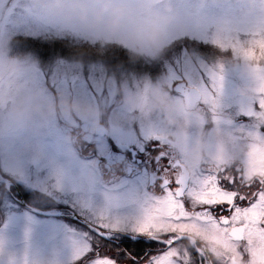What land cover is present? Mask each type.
I'll use <instances>...</instances> for the list:
<instances>
[{
	"label": "rangeland",
	"instance_id": "obj_1",
	"mask_svg": "<svg viewBox=\"0 0 264 264\" xmlns=\"http://www.w3.org/2000/svg\"><path fill=\"white\" fill-rule=\"evenodd\" d=\"M124 2L145 10L149 0H136L135 4L130 0ZM151 2L153 8L175 18V34L165 43L162 38L155 45L145 42L143 28L134 40L127 37V30L125 34L111 38L98 30H86L76 21L47 11L43 0H0V43L6 44V51H0V171L5 178L21 184L25 194L40 192L46 194L43 197L49 195L55 199H49L50 205L68 204L80 212L87 210L90 188L80 187V179L88 176L81 173L82 163L75 157L77 148L70 139L73 127L81 122L111 119V127L124 148L134 144L139 136H145L153 145L149 149L152 152L159 141H167V135L174 138L173 130L164 125L161 117L139 115L137 109L123 103L124 96L140 95L153 83L166 85L169 91L173 78L182 76L202 83L201 72L207 76L209 69L222 76V86L214 97V109L206 106L202 110L196 106L190 111L195 118L189 116L186 145L182 151L176 149L185 162L188 139L194 128L195 136L204 129L202 122L209 120V112L220 121L226 119L223 114L233 113L230 108L238 109L239 113L255 101L238 91L244 83L241 66L250 63L264 77V62H248L222 51L210 39L201 37L197 27L204 18H239L259 0ZM185 37L188 40L173 43ZM54 39L58 42L70 40V43H63L68 47H60ZM105 43L120 45L133 53L130 54L133 62L126 60L130 58L108 56L109 50L103 47ZM162 49L165 53L167 50L172 52L159 59ZM17 56L25 58L23 66L6 71L3 67L5 58ZM25 87L43 89L51 101L64 97L87 103L95 109V115L90 119L78 113L57 115L39 130L35 126L12 128L4 113ZM169 93L183 106L178 98H174L175 94ZM183 108L185 115H189ZM157 135L165 136L164 140L156 139ZM195 168L191 167L192 170ZM136 181L131 180L133 187L125 191L123 197L117 191L103 197L94 196L91 212L110 223L122 219L130 223L139 218L143 214L144 200L136 190L139 188ZM2 188L11 190L7 185ZM123 198L126 209L119 206ZM33 201L36 205L44 204L38 203L39 195H34ZM128 203L135 206H127ZM93 239L68 220L40 216L21 208L10 193L0 190V264H72L78 261Z\"/></svg>",
	"mask_w": 264,
	"mask_h": 264
},
{
	"label": "snow or ice",
	"instance_id": "obj_2",
	"mask_svg": "<svg viewBox=\"0 0 264 264\" xmlns=\"http://www.w3.org/2000/svg\"><path fill=\"white\" fill-rule=\"evenodd\" d=\"M140 22L161 26L164 43L176 31L175 18L153 8L151 0ZM197 31L222 51L264 62V0L239 18L201 19ZM200 80L181 76L171 84L202 110L214 109L222 76L209 69ZM243 116L248 123L232 128L234 138L247 147L242 162L188 172L175 161V167L164 170L159 193L143 214L126 225L98 224L78 264H264V97ZM155 138L164 140L163 135ZM115 233L128 235L117 241Z\"/></svg>",
	"mask_w": 264,
	"mask_h": 264
},
{
	"label": "clouds",
	"instance_id": "obj_3",
	"mask_svg": "<svg viewBox=\"0 0 264 264\" xmlns=\"http://www.w3.org/2000/svg\"><path fill=\"white\" fill-rule=\"evenodd\" d=\"M47 11L60 15L69 21H76L86 30H98L108 37L125 34L129 39H136L137 32L143 28L142 39L149 44H157L162 38L159 25H144L140 22L143 9L130 7L124 0H43ZM0 51H6V44L0 43ZM24 57H7L3 67L15 70L23 66ZM241 74L244 83L238 88L242 96L251 100L264 97V77L250 63H242ZM123 103L138 110L139 115H156L162 118L166 127L174 133V144L179 149L185 141L190 119L195 114L185 110L170 96L166 85L153 83L146 92L140 95L129 94L123 97ZM80 114L85 119L95 115V109L79 100H68L60 97L49 100L43 89L27 88L19 94L12 105L4 113L5 119L12 128H28L35 126L37 130L44 127L50 119L57 115L70 116ZM229 130L222 124L210 125L198 131L191 139L185 152V160L189 167H197L205 161L211 162L223 154L231 161L235 153L229 145Z\"/></svg>",
	"mask_w": 264,
	"mask_h": 264
},
{
	"label": "flooded vegetation",
	"instance_id": "obj_4",
	"mask_svg": "<svg viewBox=\"0 0 264 264\" xmlns=\"http://www.w3.org/2000/svg\"><path fill=\"white\" fill-rule=\"evenodd\" d=\"M177 96H179L178 99L181 98L180 95ZM187 110L193 111L195 109L187 108ZM229 110L233 111V113L229 115L223 114L226 119H221L220 121L214 120L211 116L212 113L209 112V120L202 123L204 129L215 124H222L228 128L229 145L231 151L235 153V158L229 161L226 159L225 155L221 154L211 162L205 161L194 170H192L191 167H189L187 163L179 157V153L177 152V148L174 144V138L168 135L166 137L163 136L167 139L165 143L162 141L158 142V146L161 147L157 146L156 150L150 152L149 149H151L153 145L151 146L149 144L150 140L145 136L144 138L139 136L136 140H134V144H130L124 148L121 142L117 139L115 131L111 127V119H101L95 122H81L79 126H76L75 128L73 127L70 139L71 144L77 148V155L73 154L79 162L82 163V165H80L81 173L84 174V177L88 176V178L80 179V187L87 188V190L90 188L91 197H88L86 200L89 205L87 210H84V212L77 211L72 205L63 207L66 208L68 212L76 213L80 220L90 224L96 229L98 224L104 222V220L97 213H92L90 210L91 205L95 203L94 196L96 195L103 197L106 193L117 191L120 196L123 197L125 191H127L130 187H133L131 180H137L138 182H136L139 184V188H136V190L139 191V197L141 200H144L145 206L149 200L158 195L160 181L165 175L164 170L169 167H175L174 162L177 160L180 161L183 168L188 172L199 170L205 166L215 165L217 162H223L227 165L239 164L245 158L247 147L244 142L237 141L234 138L232 128L240 127L242 123H248V121L243 116L244 111L241 110L237 113L238 109L236 108H230ZM85 124L87 126H84ZM100 125H104L106 127V132L108 131V133L104 135L100 134L98 131V127ZM112 125L115 127V124ZM195 131L196 128H194L193 134H191L188 139L189 143L191 139L195 137ZM152 142L154 143V141ZM185 145L186 142L184 141V144L179 149L182 151V148ZM150 155L153 156L150 157ZM14 186V190L16 192L17 190L20 191L19 193L17 192V194L23 196L24 198L28 197L31 201L34 200V194H25V190L21 184L15 183ZM48 199L49 198L46 196L45 198L43 197L41 201L47 203ZM124 202L125 200L123 198L122 203H119V206L121 205L122 209H126ZM127 206L134 207L135 205L128 203ZM142 209H144V207ZM87 215H89V217ZM119 223L121 225H126L128 222L122 219ZM78 225L89 233L94 234L89 227L79 223V221ZM114 235L118 241L124 235L128 234L115 233ZM129 250L133 252L134 250L136 251L134 248ZM145 250L147 251V249Z\"/></svg>",
	"mask_w": 264,
	"mask_h": 264
},
{
	"label": "trees",
	"instance_id": "obj_5",
	"mask_svg": "<svg viewBox=\"0 0 264 264\" xmlns=\"http://www.w3.org/2000/svg\"><path fill=\"white\" fill-rule=\"evenodd\" d=\"M56 41L58 42V40H54L53 42H56ZM58 43H59L60 47H64V46L68 47L67 44L70 43V40L60 41ZM63 43H67V44H63ZM99 46H101V45H99ZM103 47H105L106 50H109L108 52H106L108 56H110L112 58L113 57L114 58H117V57L118 58H124V59L130 58V59H126V60L133 62V60H132L133 58L131 56V55H133V53L131 54L129 51L124 50L120 45H115L113 43L112 44H109V43L106 44L105 43V45H103Z\"/></svg>",
	"mask_w": 264,
	"mask_h": 264
},
{
	"label": "water",
	"instance_id": "obj_6",
	"mask_svg": "<svg viewBox=\"0 0 264 264\" xmlns=\"http://www.w3.org/2000/svg\"><path fill=\"white\" fill-rule=\"evenodd\" d=\"M180 87H183V84L180 85ZM185 102L186 104H190L192 106H195L196 104L193 102V101H190L188 98L185 97ZM24 206H26L28 209L32 210V211H35L39 214H43V215H57L58 213H54L52 211H48V210H40V209H37V208H34V207H30L28 206L25 202H22Z\"/></svg>",
	"mask_w": 264,
	"mask_h": 264
}]
</instances>
